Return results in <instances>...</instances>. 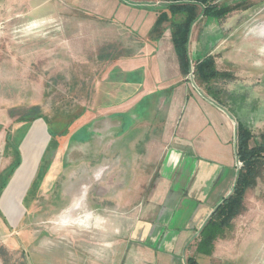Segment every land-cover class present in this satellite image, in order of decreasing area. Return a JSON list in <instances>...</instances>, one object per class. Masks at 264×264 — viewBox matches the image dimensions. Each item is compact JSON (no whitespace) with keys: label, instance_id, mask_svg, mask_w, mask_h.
Wrapping results in <instances>:
<instances>
[{"label":"rangeland","instance_id":"rangeland-1","mask_svg":"<svg viewBox=\"0 0 264 264\" xmlns=\"http://www.w3.org/2000/svg\"><path fill=\"white\" fill-rule=\"evenodd\" d=\"M114 1L0 0V183L5 184L0 264H63L64 256L78 264L83 238H93L97 230L95 223H84V216L111 205L110 194L125 187L129 165L110 136L115 114L132 108L128 91L135 86L117 82L111 68L124 65L148 41L144 30L162 2ZM215 2L240 4L230 13L235 14L230 29L238 26L237 14L245 15L247 29L264 22V0ZM200 18L194 28L206 22ZM228 79L210 86L222 90L220 103L233 108L235 119L245 121L258 139L264 132V103L255 89L239 90L240 78ZM237 97L245 115L235 111ZM35 126L42 128L36 140ZM25 162L34 171L21 196L12 192V205L17 201L20 208L11 220L2 202L8 204V189L18 185L13 180ZM243 206L225 237L231 241L254 230L264 237V164Z\"/></svg>","mask_w":264,"mask_h":264},{"label":"crops","instance_id":"crops-1","mask_svg":"<svg viewBox=\"0 0 264 264\" xmlns=\"http://www.w3.org/2000/svg\"><path fill=\"white\" fill-rule=\"evenodd\" d=\"M157 15L144 30L148 41L127 56L124 65L111 68L117 82L135 86L128 91L132 108L115 114L110 136L129 171L125 187L110 194L112 204L84 216V223H95L97 230L93 238H83L77 262L187 264L191 258L196 264H264L260 233L254 230L231 241L225 237L236 217L214 239L209 255L197 250L213 211L232 194L238 170L237 122L249 127L235 119L233 108L220 103L221 89L216 99L202 92L195 69L196 62L210 56L218 72L240 78L239 90L255 89L264 103V22L247 29L245 15L237 14L238 26L230 29L235 14H229L221 19L201 17L206 22L194 28L196 20L187 44L189 70L183 74L170 25L165 27L169 23L158 40L151 36ZM192 66L193 82L188 79ZM236 101L237 115H245L241 110L246 106L238 97ZM27 184L16 188L20 196ZM65 259L63 264H71Z\"/></svg>","mask_w":264,"mask_h":264},{"label":"trees","instance_id":"trees-1","mask_svg":"<svg viewBox=\"0 0 264 264\" xmlns=\"http://www.w3.org/2000/svg\"><path fill=\"white\" fill-rule=\"evenodd\" d=\"M160 1L162 4L157 10L158 15L151 29V36L154 40H158L164 31V23H169L172 43L183 74H187L189 70L187 44L191 28L196 20L199 17L221 19L241 9L240 4L221 6L217 5L215 0ZM147 9L152 10L151 7ZM195 69L198 81L202 85H206V92L216 99L219 92L210 86V83L227 80L229 75L218 72L210 56L196 62ZM236 157L242 167L237 170L232 194L213 211L211 219L200 233L201 241L197 250L204 255L210 254L214 239L221 236L223 230L230 226V222L244 210L245 194L255 184L258 171L264 164V132L257 139L248 128L238 121ZM4 188L5 184L0 183V190ZM187 264H196V262L188 258Z\"/></svg>","mask_w":264,"mask_h":264},{"label":"bare ground","instance_id":"bare-ground-1","mask_svg":"<svg viewBox=\"0 0 264 264\" xmlns=\"http://www.w3.org/2000/svg\"><path fill=\"white\" fill-rule=\"evenodd\" d=\"M40 126H41V124H40ZM40 126H35V128H34V130H33V133H32V135L31 136H33V139H35L36 140V137H38L39 135H41V133H42V128L40 127ZM30 141H31V139L28 141V143H29V145H30ZM32 144V143H31ZM39 144V143H38ZM27 145V144H26ZM29 148V147H28ZM38 150V147L35 149V153H36V151ZM27 162H25L24 163V165H23V170L21 171V172H19L18 173V175L17 176H20L17 180H15L16 181V183L19 185V183H21V182H27V181H29V179L31 178V176H32V174H33V171H34V168L33 167H31L32 166V164H26ZM24 170H25V174L24 175H22L23 173H24ZM23 176V177H22ZM15 181H14V183H15ZM14 183H13V185H14ZM18 185H15L14 187L13 186H11L8 190V193L6 194V198L8 197V195H9V198H8V204L6 203V199L2 202V207L5 209V212H7V214L9 215V217H10V219L11 220H14L15 219V214H16V209H19L20 207H19V202H17V201H15V203H17V205H12V201H13V203H14V200H13V195L12 194H14V193H12V192H14L13 190H15L17 187H18ZM12 187H13V189H12ZM12 200V201H11ZM3 203H5V205L3 204ZM10 205V206H9ZM6 206H9L8 208L6 207ZM17 207V208H16Z\"/></svg>","mask_w":264,"mask_h":264},{"label":"built area","instance_id":"built-area-1","mask_svg":"<svg viewBox=\"0 0 264 264\" xmlns=\"http://www.w3.org/2000/svg\"><path fill=\"white\" fill-rule=\"evenodd\" d=\"M193 78H194V67L192 66V68L190 69V72L188 74V79L189 81L193 82ZM241 163L240 162H236V168L240 169Z\"/></svg>","mask_w":264,"mask_h":264}]
</instances>
